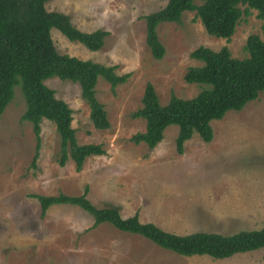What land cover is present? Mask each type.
Here are the masks:
<instances>
[{"label": "rangeland", "instance_id": "obj_1", "mask_svg": "<svg viewBox=\"0 0 264 264\" xmlns=\"http://www.w3.org/2000/svg\"><path fill=\"white\" fill-rule=\"evenodd\" d=\"M165 1L44 3V9L67 15L78 30L107 31L102 45L90 50L50 27L58 53L114 65L116 74L128 75L113 90L106 80L97 78L94 94L108 121L103 128L89 121L76 83L44 79L55 97L72 110L76 143H98L103 149L84 158L77 171L70 159L58 164V137L45 118L40 120L36 144L31 123L20 118L25 104L19 86L13 87L12 98L0 113V264H264V245L223 259L181 255L107 222L88 229L92 218L77 206L53 204L41 215L39 202L31 195L61 192L75 196L85 188L92 205L115 206L122 216L136 212L140 221L178 234L229 235L263 224L264 89L240 110L211 120L208 142L193 132L177 151L176 124L165 126L152 147L130 140L133 133L144 130V119L131 113L141 105L146 82L151 83L160 104L171 93L190 97L200 88L183 78L189 65L200 63L189 55L194 47L218 50L226 46L232 58H242L250 33L264 39V16L258 17L254 8L241 15L228 41L208 34L194 11H184L178 21L155 25L164 48L162 56L155 58L145 43L140 16Z\"/></svg>", "mask_w": 264, "mask_h": 264}, {"label": "trees", "instance_id": "obj_2", "mask_svg": "<svg viewBox=\"0 0 264 264\" xmlns=\"http://www.w3.org/2000/svg\"><path fill=\"white\" fill-rule=\"evenodd\" d=\"M46 1L0 0V113L12 98L13 87L18 85L25 104L20 118L31 123L36 144L40 120L45 118L53 124L58 137V164L63 165L70 159L77 171L84 158L102 153L103 149L98 143H76L71 127L72 110L63 100L55 97L44 79L57 77L76 83L79 96L88 107L89 121L95 127L103 128L108 121L102 104L94 94L97 78L106 80L113 90L128 74H116L114 65L58 53L51 40L50 27L67 40L78 42L90 50L102 45L107 31L99 28L78 30L67 15L44 9ZM249 8L256 9L258 17L264 16V0H166L159 8L140 16L145 29V43L155 58L161 57L164 48L157 37L155 25L163 21H178L184 11H194L208 34L228 41L234 32V25L242 14H248ZM243 50L245 57L232 58L226 46L218 50L204 45L194 47L189 55L200 63L189 65L183 78L186 82L199 84L200 88L190 97L171 93L167 102L160 104L151 83L146 82L141 105L131 113L144 119V130L133 133L130 140L143 141L152 147L162 137L165 126L176 124L177 151L182 150V142L193 132L205 142L210 141L211 120L220 119L229 110H240L264 89V39L250 33ZM36 156L37 150L31 165H34ZM31 195L39 202L41 215L53 204L77 206L92 218L88 229L107 222L119 230L140 234L181 255L198 254L223 259L264 245V222L256 229L240 230L229 235L200 231L178 234L151 221H140L136 212L122 216L115 206L92 205L86 197L85 188L75 196L61 192L56 195Z\"/></svg>", "mask_w": 264, "mask_h": 264}]
</instances>
